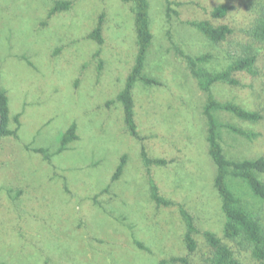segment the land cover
I'll return each mask as SVG.
<instances>
[{
    "label": "rangeland",
    "instance_id": "rangeland-1",
    "mask_svg": "<svg viewBox=\"0 0 264 264\" xmlns=\"http://www.w3.org/2000/svg\"><path fill=\"white\" fill-rule=\"evenodd\" d=\"M57 1L71 6L50 16ZM148 2L153 40L145 72L160 84L133 91L136 138L118 101L137 54L131 4L0 0V89L9 99L12 133L0 139V264H184L175 261L180 258L207 264L212 249L206 232L233 248L243 264H256L224 238L216 167L208 154L206 94L187 58L209 55L199 66L219 73L256 53L254 75L236 73L239 84L218 82L212 93L219 103L264 116V45L245 32L264 0ZM222 5L227 15L215 17ZM100 19L103 44L90 38ZM203 21L234 32L212 42L194 26ZM216 116L251 134L223 129L220 142L229 159L264 157V120ZM72 125L77 138L62 150ZM143 150L167 164L147 167ZM151 178L172 205L152 199ZM180 207L194 220V252Z\"/></svg>",
    "mask_w": 264,
    "mask_h": 264
},
{
    "label": "trees",
    "instance_id": "trees-1",
    "mask_svg": "<svg viewBox=\"0 0 264 264\" xmlns=\"http://www.w3.org/2000/svg\"><path fill=\"white\" fill-rule=\"evenodd\" d=\"M121 1L132 6L137 54L125 87L118 95V101L123 107L125 124L130 133L138 138L133 91L140 84L157 86L160 83L145 72L153 40L150 27L149 2L148 0ZM70 6L71 3L68 1H57L50 12V16L59 11L68 10ZM228 11L229 7L222 5L215 9L213 15L218 18H224ZM256 11L257 14L251 26L245 32L252 43L264 45V4L258 5ZM102 21L103 19H100L98 26L90 35V38L98 44L104 43ZM194 26L215 43L226 41L234 32L226 24L214 26L209 21L194 23ZM209 58V55L198 58L188 57L187 62L192 75L198 81L199 88L206 94L204 116L207 121L208 154L216 167L214 188L220 197L221 209L226 220L223 230L224 238L237 245L240 250L250 253L256 264H264V157L244 160L229 159L220 142L223 129L246 137H251V134L231 123L221 121L216 114L224 112L249 123H259L264 120V116L260 112L247 110L234 103H219L215 100L212 93V87L218 82H224L229 85L239 84V81L234 78L236 73L246 72L254 75L258 57L256 53L239 57L226 70L219 73H211L199 66V63L207 61ZM0 113L2 117L1 139L12 134L8 129L9 99L6 92L1 89ZM75 130L76 125H72L63 135L61 140L62 150L77 138ZM252 136L255 137L256 135L252 134ZM39 152L45 153L46 151L41 149ZM143 158L147 167L167 164V161L163 159H150L144 150ZM125 163L126 157H123L115 174V179L122 173ZM150 187L151 197L158 205H172L171 201L160 195L159 188L152 178L150 179ZM179 211L187 226L185 240L188 250L194 252L197 248V243L193 237V233L196 231L193 217L182 207H180ZM205 239L212 249V256L207 259V264H243L236 257L233 248L224 243L214 233L206 232ZM175 261H180L184 264L188 263V260L184 258L175 259ZM160 264H167V262L161 261Z\"/></svg>",
    "mask_w": 264,
    "mask_h": 264
},
{
    "label": "water",
    "instance_id": "water-1",
    "mask_svg": "<svg viewBox=\"0 0 264 264\" xmlns=\"http://www.w3.org/2000/svg\"><path fill=\"white\" fill-rule=\"evenodd\" d=\"M1 127H2V117H1V113H0V130H1Z\"/></svg>",
    "mask_w": 264,
    "mask_h": 264
}]
</instances>
